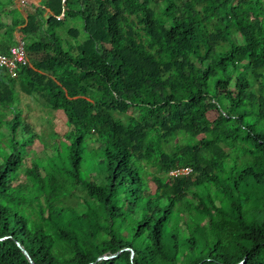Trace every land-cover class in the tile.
<instances>
[{"label":"trees","instance_id":"1","mask_svg":"<svg viewBox=\"0 0 264 264\" xmlns=\"http://www.w3.org/2000/svg\"><path fill=\"white\" fill-rule=\"evenodd\" d=\"M16 1L0 54L18 32L30 65L0 67V264H30L20 246L34 264H264V0Z\"/></svg>","mask_w":264,"mask_h":264},{"label":"rangeland","instance_id":"2","mask_svg":"<svg viewBox=\"0 0 264 264\" xmlns=\"http://www.w3.org/2000/svg\"><path fill=\"white\" fill-rule=\"evenodd\" d=\"M25 0H17L16 5L24 12V2ZM33 1V0H32ZM23 2V3H22ZM28 4L30 5L31 2L28 0ZM17 37L21 39V34L16 32ZM20 107L23 109L22 116L28 120V122L32 125V129L38 135H41L43 138L47 139L49 134L55 132L60 134L58 138H62V134L68 131V126L65 124V119L63 118L62 114L58 112H50L38 103L33 101L31 98H24L20 104ZM89 148H94V145H90ZM43 144H41L38 140L34 142V145L29 148L27 161L30 158H33L37 164L44 160L45 153L42 151ZM46 151H50V147ZM98 154H93L91 152H86L84 154L85 163L81 169V173L84 177L89 175L90 171L92 170V165L96 162L98 158ZM97 164V162H96ZM26 179L23 173L16 175L13 178V185H17ZM36 217V216H35ZM38 218V216H37Z\"/></svg>","mask_w":264,"mask_h":264},{"label":"built area","instance_id":"3","mask_svg":"<svg viewBox=\"0 0 264 264\" xmlns=\"http://www.w3.org/2000/svg\"><path fill=\"white\" fill-rule=\"evenodd\" d=\"M20 65H30V58L22 40H18L17 44L10 48L8 54H0V67L7 69L13 78L16 77V70ZM189 172V169H183L173 172L171 175H177L179 173L188 174Z\"/></svg>","mask_w":264,"mask_h":264},{"label":"water","instance_id":"4","mask_svg":"<svg viewBox=\"0 0 264 264\" xmlns=\"http://www.w3.org/2000/svg\"><path fill=\"white\" fill-rule=\"evenodd\" d=\"M20 248H21L23 254L26 256V258H27V260L29 261V263H30V264H34V263L32 262V260H31V258L29 257L28 253L24 250V248H23L22 246H20ZM125 250H128V249H123V250H121V251H125ZM117 255H118V253L113 254V255H109V256H107V255H103V256H101V257H99V258L97 259V262H98V261H101V260H106V259L115 258ZM133 257H134V253L132 252V253H131V259H132ZM243 263H244V261L241 262L240 264H243Z\"/></svg>","mask_w":264,"mask_h":264},{"label":"crops","instance_id":"5","mask_svg":"<svg viewBox=\"0 0 264 264\" xmlns=\"http://www.w3.org/2000/svg\"><path fill=\"white\" fill-rule=\"evenodd\" d=\"M27 1H28V0H25V5H26ZM29 1L31 2L30 5L38 6V5L41 4L44 0H33V1H32V0H29ZM28 5H29V4H28ZM15 37H16V39H17V42H18V40H21L20 37L18 38L16 34H15Z\"/></svg>","mask_w":264,"mask_h":264},{"label":"clouds","instance_id":"6","mask_svg":"<svg viewBox=\"0 0 264 264\" xmlns=\"http://www.w3.org/2000/svg\"><path fill=\"white\" fill-rule=\"evenodd\" d=\"M25 2V1H24ZM24 5H25V3H24ZM26 5H28V2L26 3Z\"/></svg>","mask_w":264,"mask_h":264}]
</instances>
